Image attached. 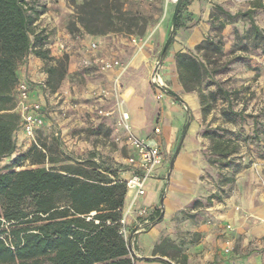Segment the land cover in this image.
I'll return each mask as SVG.
<instances>
[{
    "label": "crops",
    "instance_id": "crops-1",
    "mask_svg": "<svg viewBox=\"0 0 264 264\" xmlns=\"http://www.w3.org/2000/svg\"><path fill=\"white\" fill-rule=\"evenodd\" d=\"M226 1L192 0L185 7L181 26L177 29L168 54L159 67L162 79L165 82L171 79L176 95L183 100L182 103L196 110L198 115L201 109L198 94L183 90L178 79L175 55L178 52L192 51L212 34L211 9L217 5H227ZM46 4L50 9L40 17L36 29L44 31L47 35L45 48L51 49L52 56L59 58L63 54L69 55L70 67L75 72V78H67L57 92L52 93L41 87V83H44L48 76L43 68L45 65L43 60L31 53L20 65L19 79L29 80L33 87L34 98L46 103L51 111L47 117L46 127L56 129L54 134L59 136L57 140L62 145L69 146L80 155L88 152L92 154L89 159L99 162L101 156L97 150L100 147L93 141L80 138L83 135L80 132L85 128L93 129L103 125V128L110 131L111 140L121 137L120 142H114L119 147L118 150L110 153L105 149L104 152L111 157H107L106 167L117 169L127 156L135 153L124 140V131L117 124V107H121L129 112L130 123L136 135L142 138H157L163 151L169 152L184 121L181 101L177 96L169 93L158 97L157 91L150 83L151 76L161 58L162 46L168 31L167 21L164 20L157 25L150 41L141 50L131 43L128 37L114 33L96 36L83 33L77 41L70 42L69 35L62 29L60 14L71 10L65 6L64 0H59L58 4L47 1ZM258 6L253 4L250 9L258 11L260 9ZM235 10L236 7L229 8L230 12ZM234 25V29L242 30L237 23ZM93 41L99 43V48L89 52V45ZM63 45L66 48L61 50ZM95 54L124 61L127 64L126 71L119 76L114 71L101 72L95 67L83 65L84 57ZM103 88L111 90L110 97H98V92ZM99 108L113 113L110 116H101L97 112ZM74 131L76 134L72 136L71 133ZM198 132V128H195L192 134L194 139ZM15 137L17 148L24 150L31 144L30 139L23 132H19ZM189 148L190 150L185 151L176 161L172 195L168 205L165 206L164 214H160L162 218L157 220L155 211L153 226L147 231L131 235V254L135 258V264H177L165 254L157 253L155 247L163 237L173 231L171 227L167 229L163 226V219L166 220L175 212L189 206L196 197L203 195L201 190L205 187L198 182L200 168L194 164L195 160L201 158L199 146L192 144ZM121 151H125V154L123 155ZM165 166L164 162L156 170L154 177L147 181L145 196L133 202V194H127L123 214L126 215L128 228L135 229L137 220L135 210L139 207L160 208L157 196L150 197L149 190L155 189L156 194L161 191V183L158 179L164 172ZM119 174L122 178L128 177L127 173L119 172ZM258 181L254 173L241 176L229 198L222 201L213 200L209 207L206 206L204 210H201L205 211L203 219L206 223L194 230L201 232L203 238L196 248H192L194 252L199 253L197 260L200 264H264V184L261 185L262 183ZM207 190L209 191L208 188ZM228 224L232 225L231 230L225 228ZM186 226L192 225L188 223ZM238 239L242 240L244 255L247 253L250 255L245 257L238 254L240 260L235 261L229 259L231 255L225 252L224 248L228 247L230 241L235 242ZM186 257L189 264H193L192 253L188 252Z\"/></svg>",
    "mask_w": 264,
    "mask_h": 264
},
{
    "label": "trees",
    "instance_id": "trees-1",
    "mask_svg": "<svg viewBox=\"0 0 264 264\" xmlns=\"http://www.w3.org/2000/svg\"><path fill=\"white\" fill-rule=\"evenodd\" d=\"M68 2L85 34H146L148 21L125 10L121 0ZM191 2L183 0L176 31L183 10ZM45 12L36 1L27 7L25 0H0V160L17 152L15 134L20 115L16 111V86L20 65L31 53L43 60L48 74L45 83L52 93L67 75L69 55L52 56L51 49L45 48L47 35L37 32V22ZM250 20L253 33L259 35V26L253 18ZM221 50L219 42L205 39L193 51L175 55L179 82L185 92L198 93L204 117L219 99L231 100L232 93L220 84L216 90L206 91V79L217 72L210 69L212 58ZM229 106L224 111L228 119L240 114L231 109V102ZM203 136L211 140L209 161L231 166L239 143L216 131H205ZM45 152L32 144L21 159L30 160L36 167L0 170V264H135L120 234L128 189L119 170L93 159L48 168L44 165L48 159ZM234 179L225 175L222 183ZM160 214L161 209L156 208L155 216Z\"/></svg>",
    "mask_w": 264,
    "mask_h": 264
},
{
    "label": "rangeland",
    "instance_id": "rangeland-1",
    "mask_svg": "<svg viewBox=\"0 0 264 264\" xmlns=\"http://www.w3.org/2000/svg\"><path fill=\"white\" fill-rule=\"evenodd\" d=\"M38 1H41L39 3L43 5L45 11L50 9L48 4H46L47 1L52 4L59 3V0ZM64 1L66 3L65 6L71 11L68 12L67 10L65 14H60L62 18L61 26L65 33L69 35L68 38L70 42L77 41L81 38L83 29L77 23V15L74 8L69 4L68 0ZM82 1L83 0H77V3H82ZM121 1L124 4L125 10L144 17L148 21V27L144 36H138L136 34L128 35L125 33L114 34H121L128 37L131 43H133L132 38H137L138 42L140 38H144V42L133 43L141 50L146 47L147 43L150 41L157 25L165 20L167 21L168 31L162 46L163 50L171 33L172 18L176 3L168 0ZM226 3L227 5L224 4L225 6L217 5L213 7L210 12L212 34L208 35L206 39L219 42L222 50L212 58L213 63L210 65V69H215L217 72L212 78L206 79L205 85L206 91H214L217 89V85L220 84L223 88L232 93L231 100L219 99L207 117L203 116L202 108L200 109V115H198L196 110L191 109L188 105L182 103V101L180 102L184 114V121L180 126L177 137L169 152H164V162L166 166L161 177L158 179L159 183H161V191H158L156 194L154 191L155 189L149 190L150 197L154 195L157 196L158 205L160 209L163 210L161 213L164 214L165 206L168 205L172 195L173 179L176 175V161L185 151L190 150L189 147L192 144H198L201 158L200 160H195L194 164L200 168L198 182L202 187H205L201 190L203 195L196 197L190 202L189 206L175 212L166 220L163 219V226L167 229L171 227L173 231H171L168 236L163 237L161 242L156 246L157 253L165 254L168 258L176 261L177 264H189L188 258L186 257L188 252L192 253L194 257L193 264H200L199 260H197V254L199 253L194 252L192 248H196L203 238L201 232L194 230L201 226V224L206 223V220L203 219L205 211L201 210H204L206 206L209 207L214 202L213 200L222 201L223 199L229 198L235 190L238 178L243 175L254 173L259 180L258 182L262 183L261 185L264 184V0H246L242 3L227 0ZM253 4L259 5L258 7L260 9L258 11L251 10L250 6ZM230 7H236V10L230 12ZM185 11L186 9L183 10L182 17ZM250 17L253 18L260 28L261 32L259 35L253 33ZM235 23H237L242 30H238L237 28L234 29L233 26H235ZM175 35L176 31L173 39ZM167 54L164 56L163 60L166 58ZM122 62L126 64L124 61ZM43 68L45 69V65ZM67 78H75V72L71 69L70 63H68L67 75L64 80ZM165 84L168 90L175 91L171 79L165 82ZM152 88L154 87L152 86ZM230 102L232 104L231 109L240 114L232 115L231 118L228 119L224 111L230 109ZM188 121H190L189 128L180 151L171 167L175 151ZM103 127V125H100L93 129L85 128L81 130L80 133H83V135H81L80 138L93 141L95 145L100 147L99 150H97L101 156L98 163L106 167L108 162L107 157H111L104 153L105 149L113 153L114 150H118L119 147L115 144L118 143V141L111 140L110 131ZM195 128L199 130L197 136H195L196 139L192 137ZM55 130L56 129L48 127L38 130L36 135L37 143H32L45 149L48 158L44 163L46 167L61 168L66 165H75L77 163H83L87 158L89 159V157H92V154H88V152L80 155V153H77L69 146L65 144L62 145L54 134ZM205 131H216L219 135L232 138L239 143L238 152L232 159L233 164L231 166L224 167L221 163H211L209 161L211 156L209 152L211 140L203 136ZM75 134V131L71 133L72 136ZM120 141L121 140H119V142ZM32 144L24 150L22 148H17L15 154L0 160V170H6L7 167L10 166H14L12 170L36 167L37 165L32 164L30 160L21 159V156L27 152ZM122 154L124 155L125 151H123ZM17 162H19V164H17ZM235 170L238 171L235 173ZM225 175L227 177L234 176V181L222 183ZM156 218L160 220L162 217L156 216ZM188 223L192 226H186ZM225 228L231 230L233 227L231 224H228ZM241 242V239L235 242L230 241L228 245L229 250H227L228 247L224 248L225 252L231 255L229 259L236 261L240 260L238 254H242L245 257L250 255L248 253L244 255L243 252L245 249ZM257 252L263 253L261 250H257Z\"/></svg>",
    "mask_w": 264,
    "mask_h": 264
},
{
    "label": "built area",
    "instance_id": "built-area-1",
    "mask_svg": "<svg viewBox=\"0 0 264 264\" xmlns=\"http://www.w3.org/2000/svg\"><path fill=\"white\" fill-rule=\"evenodd\" d=\"M27 7L33 5V1L38 3V0H25ZM176 3L178 0H168ZM236 3H242L246 0H233ZM41 31L37 29V32ZM146 39V38H145ZM133 43L144 42V38H140L139 42L137 38H132ZM65 45L61 50H64ZM99 48V43L93 41L89 45V52H94ZM83 65L95 67L101 72H117L118 75H122L127 65L118 58H110L105 55L95 54L89 55L83 58ZM160 67V66H159ZM151 83L154 89L157 91L158 97H162L168 93L165 81L159 74V68L151 76ZM42 89L47 91L46 83H41ZM111 96V90L103 88L98 92L99 98H108ZM16 111L20 115L19 128L16 134L23 132L31 144L37 143L36 135L37 131L46 127L47 117L50 115V109L46 103L40 99H35L33 96V87L29 80L19 79L16 86ZM118 121L117 124L124 131V138L127 144L135 151L133 155H129L125 158L122 165L117 166L119 172L127 173L128 177L124 178L127 184L128 193L133 194V202L139 197L145 196L147 193V181L154 177L156 170L164 163V151L162 145L157 138L148 137L142 138L136 135L132 129L130 123V114L128 111L121 107H117ZM101 116H110L113 112L107 109L99 108L97 110ZM158 131V129H156ZM15 134V135H16ZM59 136L57 135V138ZM59 139V138H58ZM121 137H116L115 140L119 141ZM122 178V177H121ZM124 211V208H123ZM136 227L130 229L127 226L126 215H122L120 220V234L126 240L129 249L131 250V235L140 232L147 231L154 224V207H139L136 209ZM229 245V243H228ZM229 250V247L227 248ZM132 251V250H131Z\"/></svg>",
    "mask_w": 264,
    "mask_h": 264
},
{
    "label": "water",
    "instance_id": "water-1",
    "mask_svg": "<svg viewBox=\"0 0 264 264\" xmlns=\"http://www.w3.org/2000/svg\"><path fill=\"white\" fill-rule=\"evenodd\" d=\"M182 2H183V0H178V1L176 2L175 9H174V13H173V18H172V29H171V33H170V36L168 37V39H167V41H166V43H165V45H164V47H163V50H162V53H161V58H160V61L158 62V65H157L155 71H157L158 68H159V66L161 65V62H162V60H163V58H164V56H165V53H166V51L168 50V48H169V46H170V44H171V42H172V39H173L174 33H175V31H176L178 13H179V10H180V7H181ZM169 93H170V94H173V95H175V96H177V98H178L180 101H183L178 95H176V93H175L174 91L169 90ZM189 125H190V121H188V122L186 123L185 127H184V130H183V133H182V136H181L180 142H179V144H178V147H177V149H176V151H175V154H174V157H173V160H172V163H171V167H172V165L174 164V161H175V159H176V157H177V155H178V153H179V151H180V148H181L182 143H183V141H184V138H185V136H186L187 130H188V128H189ZM162 216H163V214H162Z\"/></svg>",
    "mask_w": 264,
    "mask_h": 264
}]
</instances>
